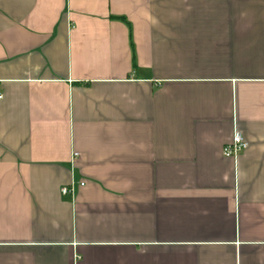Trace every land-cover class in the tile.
Here are the masks:
<instances>
[{"label": "crops", "instance_id": "1", "mask_svg": "<svg viewBox=\"0 0 264 264\" xmlns=\"http://www.w3.org/2000/svg\"><path fill=\"white\" fill-rule=\"evenodd\" d=\"M0 94V264H264V0H0Z\"/></svg>", "mask_w": 264, "mask_h": 264}, {"label": "built area", "instance_id": "2", "mask_svg": "<svg viewBox=\"0 0 264 264\" xmlns=\"http://www.w3.org/2000/svg\"><path fill=\"white\" fill-rule=\"evenodd\" d=\"M2 97V95L0 94V98ZM248 147V142L245 139V137L243 136V134L239 131H237L232 140L228 143H226L223 146V154L226 157H236L237 155H239L244 149H246ZM74 156L79 155L78 152H74L73 153ZM62 192L63 193H68L69 192V188L68 187H63L62 188Z\"/></svg>", "mask_w": 264, "mask_h": 264}]
</instances>
